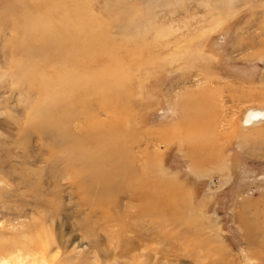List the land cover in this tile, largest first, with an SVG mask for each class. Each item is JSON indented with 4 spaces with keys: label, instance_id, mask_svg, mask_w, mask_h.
I'll return each instance as SVG.
<instances>
[{
    "label": "rangeland",
    "instance_id": "1",
    "mask_svg": "<svg viewBox=\"0 0 264 264\" xmlns=\"http://www.w3.org/2000/svg\"><path fill=\"white\" fill-rule=\"evenodd\" d=\"M105 60L126 76L109 99L117 114L92 95L90 119L67 121L68 91L90 93L78 79L91 84ZM249 108L264 109V0H0V262L103 264L84 233L102 219L91 211L99 185L85 198L64 175L76 168L73 144L95 132L143 157L156 179L142 191L158 209L147 221L168 219L174 237L201 247L195 264H264V122L244 127Z\"/></svg>",
    "mask_w": 264,
    "mask_h": 264
},
{
    "label": "bare ground",
    "instance_id": "2",
    "mask_svg": "<svg viewBox=\"0 0 264 264\" xmlns=\"http://www.w3.org/2000/svg\"><path fill=\"white\" fill-rule=\"evenodd\" d=\"M38 23H39V20H38ZM36 24L37 23L35 22V25ZM28 25H30V24H28ZM24 27H25V25L22 27V29ZM20 29H21V27H20ZM37 31H38V29H37ZM21 32L24 33L25 30H24V32L23 31H21ZM59 33H60V31H59ZM25 35H28V34H25ZM60 35H61V33H60ZM51 36H49V38H51ZM62 36L63 35H61V37ZM68 37L70 38L69 35H68ZM44 38H45V35H44ZM52 38H53V36H52ZM38 39H39V37H38ZM64 41L68 42V40H66V39H64ZM43 42H42V44H43ZM49 42H51V41H49ZM71 43H72V46H74L73 45L74 42H71ZM43 45L47 46L48 42L46 45L45 44H43ZM69 48H70V46H69ZM68 52H67V54H68ZM71 52H74V51H71ZM61 53H62V51H61ZM70 55H72V54H70ZM72 59H74V58H72ZM80 60H81V58H80ZM75 62L76 61L74 60V63ZM77 63H78V61H77ZM79 65H80V69L76 68L77 65L76 66L74 65V67H72L70 69L67 67V74L71 73V72H74V74H76L75 73L76 71L85 69L87 64L84 62H80ZM64 66H66V65H64ZM64 69L66 70V67ZM55 70H56V68H55ZM119 70L121 71L120 64L113 62V64L111 65V63H109V61L105 60V61L101 62V66L99 69H96V68L92 69V74L90 75L92 78L91 84H88V82H84L83 80L78 79L77 84L81 88L83 86H85L88 89L90 88L92 91L90 90V93L88 91L85 94H80L77 91L78 89H76V90L73 89L72 92L70 90L68 91V94L70 95L71 98H70L69 103H67V104H68V110L71 111V113H67V115H66L67 121H70L71 119L78 118V117H85V118L90 119V116H91L90 114H92V113H88L89 110L82 105H85L84 102L86 101V99L88 100L89 97H91L92 95L100 98L98 105H99V107H101L102 111L105 110L106 111L105 113H109L110 115L117 114L116 111L114 112L112 109L108 108V106L110 104V101H109L110 96L112 95L111 92L115 88L117 90L118 83H119L118 81H120L123 78L125 79V77H126L124 75H121L120 72L115 73V71H119ZM54 76L55 75H53V77ZM112 76H113L114 80L110 81V78ZM73 79L75 80V78H73ZM41 81L44 82V80H41ZM71 81H73V80H71ZM71 81H69V82H71ZM52 84H54V83H52ZM69 86H71V85H69ZM88 86H90V87H88ZM103 86H104V88H103ZM58 87H60V86H58ZM58 87H57V90H58ZM61 87H63V85ZM61 87H60V89H61ZM38 89H39V86H38ZM63 91H64V89H63ZM41 94H43V93H41ZM45 94L46 93H44L43 95H45ZM43 95H42V98L44 97ZM46 96H47V94H46ZM114 97H115L116 104H119V102H120L119 95L116 94V95H114ZM44 98H46V97H44ZM66 99L67 98H65V100ZM47 100H49V99H47ZM47 100H46V102H47ZM44 102H45V100H44ZM44 102H43V104H44ZM38 104H40V103H38ZM36 105H37V103H36ZM120 108L121 107H119L118 109H120ZM44 110H45V108H44ZM66 110H67V108H66ZM40 111H42V110H40ZM120 112H123V111L119 110V113ZM39 113H41V112H39ZM64 113H66V111ZM64 113L62 115L63 117H65ZM38 116H39V114H38ZM34 118H36V116ZM262 122H264V109L249 108V109L245 110L243 117H242V125L244 127H250V126L262 123ZM46 123H47V121H46ZM52 125H54V124H52ZM44 129H45V127H44ZM51 131L52 130L50 129V132ZM88 134H90V135L89 136H87V135L83 136L82 135L81 138L79 139V141H77L76 143L73 144L72 148L74 149L75 147L79 146L78 151L80 152V154L78 156L76 155L78 158L77 163L75 162L76 168L73 170H70L71 168H69L68 170L66 169L67 171L64 173V175L68 174L71 182H73L75 184L76 191L83 192L85 198H87L88 196H91L93 194L92 191H94V188L97 185H99L98 186L97 200L93 203V205H91V211L93 214L94 213L99 214L102 217V219L100 221H96V222L92 221V225H91L90 229H87V231L84 232L85 235L90 238V240L87 242V247H88L87 250H89L90 248L96 249V253H95V251H93V255H94L95 260L98 261V259L101 258V256H102V259L104 260V261L102 260L103 264H121V262L123 264H178L179 262H182V264H195L196 260L194 259L195 254H193V250L197 251L201 247L198 246L199 248L198 247L194 248L195 246L193 244H191L190 241H188L185 236L182 237V236L177 235L178 237H174V235H176L178 233H176L177 231H173V229L175 227L173 226L171 221H167L168 219L167 220L166 219L165 220H158L156 222L147 221V220H149L153 217L155 218V216H157L158 209L156 207L152 206V203H153L154 198H155L153 196V194H145L144 191H142L143 189L147 188V191L150 192L148 187L153 188L154 185H147L146 183H150L151 181H154L156 179L155 177L152 178L151 181L148 179L146 172H145V169H144V166H143L146 163L143 161V157L139 158L136 156L128 155L127 153L122 154V151L120 150V148L123 145L122 146L119 145L120 141L117 137H114V138L110 137L111 140H107V139H102L100 137V135L95 133V132H93V133L91 132ZM99 144H100V146H101V144L103 145L102 149H100V146H99V148L97 147V145H99ZM69 147H71V146H69ZM65 148H67V147H65ZM67 151H69V150H67ZM73 156H75V154H73ZM77 158H75V159H77ZM63 159H64V157H63ZM68 166H69V164H66L65 167L68 168ZM149 168L151 169V166H149ZM61 172H63V171H61ZM154 189H156V188H154ZM122 197H127L128 199L131 198V200L133 202L136 201L137 204L134 207L131 206L130 204L129 205L117 204L118 202L116 203L115 201L118 198H122ZM156 199H157V197H156ZM79 201L81 202V204H86L85 206L88 207L89 202L83 203L82 198ZM155 202H156V200H155ZM122 208L124 209V213H123V215H119L118 212ZM111 210H113V211H111ZM91 211L88 209V212L90 214H91ZM54 216H53V218H54ZM49 222H50L49 228L52 229L53 223L51 221H49ZM46 225H47L46 222H43L42 227L45 229V228H47ZM32 228H33V226H32ZM45 230H47V229H45ZM37 234H38V232H37ZM262 236H264V234H262ZM46 237L48 238V237H52V236H51V234L49 236L46 233ZM39 239H40L39 249L41 251H44V246L46 244L45 234H44V236L39 235ZM153 241L154 242L159 241L160 243L161 242L164 243V244L161 243L164 247H162V248H159L158 246L157 247H148L147 243L153 242ZM191 247H193V248L191 249ZM257 247H259V249L261 251H264V242H262V241L259 242L257 244ZM63 248H64V250H63L64 252L61 253L62 258H64V256L66 257V255L68 253L69 254L71 253L70 249L67 246L61 247V249H63ZM199 251L201 252V250H199ZM71 257H72V255H71ZM217 259L216 258L211 259L210 262H206L203 264H229L227 262H222L223 260H220V259L217 260ZM5 260H8L7 264H21L20 262H17V261L15 262V259L12 261H9V259H5ZM49 260H51V258ZM60 261H62V259L57 260L55 263H58ZM0 264H6V261H2V262H0ZM33 264H47V263L45 262V259L43 258V259L38 260L37 262H35Z\"/></svg>",
    "mask_w": 264,
    "mask_h": 264
}]
</instances>
